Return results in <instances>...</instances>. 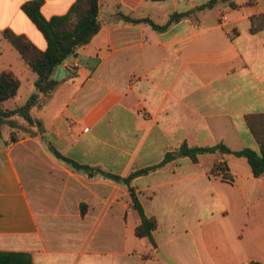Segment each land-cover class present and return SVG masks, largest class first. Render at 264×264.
<instances>
[{"label": "crops", "instance_id": "crops-1", "mask_svg": "<svg viewBox=\"0 0 264 264\" xmlns=\"http://www.w3.org/2000/svg\"><path fill=\"white\" fill-rule=\"evenodd\" d=\"M28 1L0 0V72L21 82L6 109L36 93L37 75L3 31L47 48L22 11ZM43 1L47 19L76 2ZM209 2L100 0V31L62 64L67 73L33 110L41 131L16 134L12 143L7 125L0 138V252L27 253L33 264H264V175L254 177L245 158H179L135 178L131 185L157 223L153 246L136 236L140 217L123 182L74 170L50 149L122 178L160 164L185 142L258 151L245 118L264 114V27L251 32L264 0L198 9ZM189 11L161 31L121 17L164 26Z\"/></svg>", "mask_w": 264, "mask_h": 264}, {"label": "trees", "instance_id": "trees-1", "mask_svg": "<svg viewBox=\"0 0 264 264\" xmlns=\"http://www.w3.org/2000/svg\"><path fill=\"white\" fill-rule=\"evenodd\" d=\"M219 0H210L206 5L201 6L200 10L213 8ZM43 0H31L23 4L22 11L37 27L47 42L45 51H41L26 35H18L11 29H5L2 33L3 39L9 42L20 54L24 63L37 75L35 81L36 93H33L27 102L14 109L4 108V103L15 98L20 88V80L12 71L0 72V138L6 126L14 131L11 133L10 142L18 141L16 135V123L14 118H22L29 126L37 127L41 131L42 124L33 116V110L40 107L42 97L52 95L60 81L54 79L53 75L58 65L63 64L77 48L89 44L94 36L100 31L99 22L100 0H76L70 10L61 16H54L47 19L42 14ZM192 11L186 13H174L170 16L164 26H159L149 19H133L122 15L125 22L138 24L148 23L156 30H165L170 25L191 16ZM264 16L252 17L251 32H257L264 27V21L256 25V19ZM246 124L256 139L259 150L244 148L234 151L223 143L215 146H190L183 143L178 149L165 155L163 161L155 166L140 169L133 172L130 176L122 178L101 169H91L88 166L62 155L53 146L50 147L56 158L70 165L74 170H97L104 177L123 182L130 192L132 207L138 212L140 223L135 233L138 238L147 239L153 246L155 241L153 234L157 223L154 218L148 217L136 194L135 188L131 185L132 181L142 175L155 171L167 163L179 158H190L193 162H198L199 157L204 154L221 153L234 155L238 158H245L252 169L254 177L259 178L264 175V114L247 115ZM219 165L216 166L218 168ZM225 178V177H224ZM0 264H33L32 257L27 253L21 252H0Z\"/></svg>", "mask_w": 264, "mask_h": 264}, {"label": "rangeland", "instance_id": "rangeland-1", "mask_svg": "<svg viewBox=\"0 0 264 264\" xmlns=\"http://www.w3.org/2000/svg\"><path fill=\"white\" fill-rule=\"evenodd\" d=\"M2 47L3 46L0 44V49ZM15 123L17 125L15 131L19 136H24L25 134H29V133H38L40 131L37 127H33L34 130H32L27 123L21 124L20 122L18 123L17 121H15Z\"/></svg>", "mask_w": 264, "mask_h": 264}, {"label": "water", "instance_id": "water-1", "mask_svg": "<svg viewBox=\"0 0 264 264\" xmlns=\"http://www.w3.org/2000/svg\"><path fill=\"white\" fill-rule=\"evenodd\" d=\"M66 73H67V72H66V70L63 68V65L60 64V65H58L57 70L55 71V73H54V75H53V78H54V79H61V78H63V77L65 76Z\"/></svg>", "mask_w": 264, "mask_h": 264}, {"label": "built area", "instance_id": "built-area-1", "mask_svg": "<svg viewBox=\"0 0 264 264\" xmlns=\"http://www.w3.org/2000/svg\"><path fill=\"white\" fill-rule=\"evenodd\" d=\"M216 173L219 174V175H221V176H223V177H225V178H228L227 171L224 168L217 169L216 170ZM247 264H255V263L250 262V263H247Z\"/></svg>", "mask_w": 264, "mask_h": 264}]
</instances>
